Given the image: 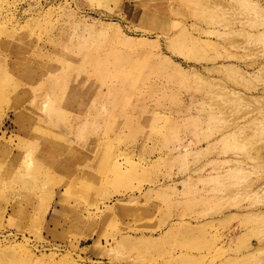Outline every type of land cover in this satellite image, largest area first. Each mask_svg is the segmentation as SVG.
Here are the masks:
<instances>
[{
    "label": "rangeland",
    "instance_id": "374dc122",
    "mask_svg": "<svg viewBox=\"0 0 264 264\" xmlns=\"http://www.w3.org/2000/svg\"><path fill=\"white\" fill-rule=\"evenodd\" d=\"M0 142V264H264V0H0Z\"/></svg>",
    "mask_w": 264,
    "mask_h": 264
},
{
    "label": "crops",
    "instance_id": "0c3cea01",
    "mask_svg": "<svg viewBox=\"0 0 264 264\" xmlns=\"http://www.w3.org/2000/svg\"><path fill=\"white\" fill-rule=\"evenodd\" d=\"M113 57L114 58L110 57V53L105 59L101 58V56H96L98 60H96V65L94 66L95 72L97 74L96 76L98 77L99 83L105 84L107 86L108 91L103 93H109V91H112L114 87H118L119 97H121V104L119 106H124V104L126 105V103H128V101L130 100V54L128 53L127 55H123L119 54L118 51H115L113 53ZM101 66L104 67V70L101 69ZM111 71H113V73H110ZM87 83L90 84L87 79H84V84L87 85ZM90 85H93L95 88L100 90L97 84L95 85L93 83ZM127 113H129V111ZM142 114L144 115V113ZM146 118L147 117H145L143 120H145ZM67 164H64L63 168H66L67 166L69 167V165ZM45 212L46 209L41 214V221H44L45 219Z\"/></svg>",
    "mask_w": 264,
    "mask_h": 264
},
{
    "label": "bare ground",
    "instance_id": "6f19581e",
    "mask_svg": "<svg viewBox=\"0 0 264 264\" xmlns=\"http://www.w3.org/2000/svg\"><path fill=\"white\" fill-rule=\"evenodd\" d=\"M101 69L104 70V67L101 66ZM54 79H55L54 83H52V80H49L48 84H47V87H51V88H48V90L52 93V95H57V94H59L60 91H63L66 88V84H67V87H70V85L67 83V78H65V77H61V78L54 77ZM59 81H62V83L64 84L62 87L60 86ZM90 84H93V83H90ZM73 97L78 99L79 102L83 103L86 108H88L89 102L92 100H98L99 102H101L103 106L101 108L97 109V115L101 116V117L102 116L104 117L107 113H112V110L109 111L111 107L113 108V106H119L121 104V97H119L118 87H114L112 91H109V93H106V94L102 93L97 88H95L94 90L87 89L86 91H82L79 88L75 87L74 93H72V94H70V96L66 97L64 99V103L70 104L69 103L70 99ZM53 112H57V110L53 109ZM86 120L87 121H85L83 123V126H82L83 129H88V127H90V126L94 127V129H97L96 123H97L98 119H95V118L87 119L86 118ZM85 137H86V133H84L82 135V138H85ZM113 164H114V166L116 165V163H113ZM127 168H128V166H127ZM129 168H130V165H129ZM115 172L116 171H114V173ZM107 203L108 202H105V203L101 204L100 206H96L92 213H94V212L97 213V212L102 211L104 208H106Z\"/></svg>",
    "mask_w": 264,
    "mask_h": 264
}]
</instances>
